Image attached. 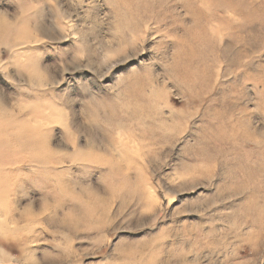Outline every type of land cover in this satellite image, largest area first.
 Returning <instances> with one entry per match:
<instances>
[{"label": "rangeland", "instance_id": "obj_1", "mask_svg": "<svg viewBox=\"0 0 264 264\" xmlns=\"http://www.w3.org/2000/svg\"><path fill=\"white\" fill-rule=\"evenodd\" d=\"M0 264H264V0H0Z\"/></svg>", "mask_w": 264, "mask_h": 264}, {"label": "snow or ice", "instance_id": "obj_2", "mask_svg": "<svg viewBox=\"0 0 264 264\" xmlns=\"http://www.w3.org/2000/svg\"><path fill=\"white\" fill-rule=\"evenodd\" d=\"M72 44H73V39L71 37H69L65 41H63L60 46L61 47H69V48H71L72 47ZM68 55H69V57L71 56V51H69ZM178 202H179V199L176 198V197H174L173 198V201L168 202V203L175 204V203H178Z\"/></svg>", "mask_w": 264, "mask_h": 264}]
</instances>
